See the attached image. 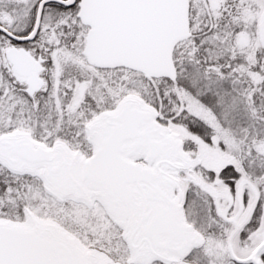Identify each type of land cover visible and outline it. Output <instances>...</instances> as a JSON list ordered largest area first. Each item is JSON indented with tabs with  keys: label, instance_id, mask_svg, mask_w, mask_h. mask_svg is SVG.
Wrapping results in <instances>:
<instances>
[{
	"label": "snow or ice",
	"instance_id": "6c2138e0",
	"mask_svg": "<svg viewBox=\"0 0 264 264\" xmlns=\"http://www.w3.org/2000/svg\"><path fill=\"white\" fill-rule=\"evenodd\" d=\"M0 264H264V0H0Z\"/></svg>",
	"mask_w": 264,
	"mask_h": 264
}]
</instances>
